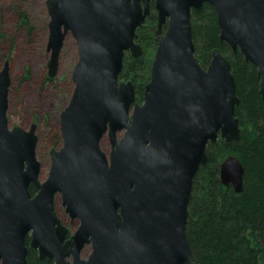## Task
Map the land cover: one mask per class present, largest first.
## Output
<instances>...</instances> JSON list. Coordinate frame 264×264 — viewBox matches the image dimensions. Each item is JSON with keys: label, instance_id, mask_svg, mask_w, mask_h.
<instances>
[{"label": "water", "instance_id": "95a60500", "mask_svg": "<svg viewBox=\"0 0 264 264\" xmlns=\"http://www.w3.org/2000/svg\"><path fill=\"white\" fill-rule=\"evenodd\" d=\"M151 4L158 42L139 104L119 76L125 54L142 55L136 31ZM204 4L216 12L220 42L256 68L264 104V0H45L47 76L57 75L70 35L73 90L41 181L37 126L9 127L8 61L0 71V264H27L28 247L53 264H196L186 236L194 178L209 143L240 139L230 63L218 49L206 68L195 57L191 11ZM243 175L233 156L220 165L221 184L237 194ZM57 196L78 224L71 234Z\"/></svg>", "mask_w": 264, "mask_h": 264}, {"label": "trees", "instance_id": "16d2710c", "mask_svg": "<svg viewBox=\"0 0 264 264\" xmlns=\"http://www.w3.org/2000/svg\"><path fill=\"white\" fill-rule=\"evenodd\" d=\"M26 17V13L20 12V24L26 27L31 38ZM191 27L195 57L202 68L209 65L215 49L231 65L239 101L235 117L240 139L230 143L218 139L207 145V163L199 168L189 199L187 240L196 264H264V104L258 92L257 71L239 51L233 54L220 42L217 16L212 6L204 4L199 11H191ZM156 29L157 14L151 4L149 16L136 31L135 43L141 47L142 55L134 59L125 54L119 76L121 81L131 82L135 102L139 104L150 80L158 42ZM28 74L27 71L26 77ZM54 78L56 83V76H46L45 83H52ZM229 156L235 157L244 168L243 191L239 194L219 180L220 165ZM35 192L30 187L31 195ZM27 264L53 263L40 260L36 251L28 247Z\"/></svg>", "mask_w": 264, "mask_h": 264}, {"label": "rangeland", "instance_id": "374dc122", "mask_svg": "<svg viewBox=\"0 0 264 264\" xmlns=\"http://www.w3.org/2000/svg\"><path fill=\"white\" fill-rule=\"evenodd\" d=\"M20 12L27 15L31 38L26 27L20 24ZM48 23L45 0H0V71L4 62L8 61L10 75L7 121L10 128L28 129L31 124L37 126V158L42 163L41 181L48 173L49 150L61 146L58 139L59 115L70 99L73 90L71 73L77 62V47L68 35L61 50L56 83L55 78L52 83H45L49 59L46 52ZM27 71L29 74L26 77ZM52 144H56L57 148H51ZM100 147L103 152L109 153L106 136ZM55 212L67 225L70 234L77 229L76 222L70 225L59 196L55 198ZM89 251L86 247L82 258H86Z\"/></svg>", "mask_w": 264, "mask_h": 264}, {"label": "flooded vegetation", "instance_id": "af4514ba", "mask_svg": "<svg viewBox=\"0 0 264 264\" xmlns=\"http://www.w3.org/2000/svg\"><path fill=\"white\" fill-rule=\"evenodd\" d=\"M31 125H32V124H31ZM31 125H30V126H31ZM58 125H59V121H58ZM30 126H29V127H30ZM20 128H21V127H20ZM22 129H23V128H22ZM28 129H29V128H28ZM28 129H24V130H28ZM58 133H59V127H58ZM59 138H60V136L58 137V139H59ZM58 139H57V140H58ZM60 141H61V138H60ZM55 148H57L56 145H55ZM57 216H58V215H57ZM58 217H59V216H58ZM60 220H61V219H60ZM61 222H62V221H61ZM69 222H70V220H69ZM62 223H63V222H62ZM73 223H74V222H70V225L73 224ZM63 224H64V223H63ZM76 224H77V223H76ZM64 225H65V224H64ZM65 226H67V225H65ZM77 226H78V224H77Z\"/></svg>", "mask_w": 264, "mask_h": 264}]
</instances>
